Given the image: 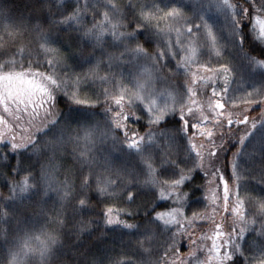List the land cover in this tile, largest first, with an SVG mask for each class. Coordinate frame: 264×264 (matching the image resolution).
Here are the masks:
<instances>
[{"label":"snow or ice","instance_id":"snow-or-ice-1","mask_svg":"<svg viewBox=\"0 0 264 264\" xmlns=\"http://www.w3.org/2000/svg\"><path fill=\"white\" fill-rule=\"evenodd\" d=\"M53 3L56 6V11H52L49 8L45 21L49 24L48 30H45L39 24L32 25L21 21L17 25L15 39L5 43L3 50L0 51V56H14L20 46L23 45L25 48H32L36 55H39L41 50L49 55L54 54V60H45L43 63L40 60L28 59L26 70L23 57L21 61H5L0 64V73H3L0 74V82H8L7 87H0V104H6L10 101L17 105L18 110H21L19 106L23 105V111H27L29 104L33 105L30 113L31 120L27 129L20 128L19 123L14 122L16 125L14 128H8L6 132H0V160L6 162L5 166L10 168L13 177L25 173L20 180L13 178L9 181L10 195L8 197H0V201L15 202L18 197H24L30 190L33 194L42 190L44 195H47L48 191H55L61 201L75 202L73 206L77 212L87 211L94 207L90 203L93 194L97 196L102 194L105 197L119 196L126 203L141 201L142 205L136 209L121 210L123 215L135 222H128L119 217L113 218L114 209L108 207L104 210V224L112 229L127 230L121 235L135 237L136 246L141 249L142 254L148 256L155 254L157 256L155 261H148L147 264H189V260L181 258V253L177 250L180 243L179 238L187 233V229L178 228V232H173L172 228L168 227L169 221L165 220L163 224L158 222L162 218V214L156 211L158 207L162 206L157 200L158 194L155 190L144 191L141 187L140 177L145 175V167L148 173L151 174L155 170L154 166H157L158 172L162 176L180 174L181 179L173 181L172 187L184 182L186 178L185 171L190 174L188 183H192L196 176H200L202 172V179L211 184L214 181L210 177L221 178L219 177L220 169L217 167L221 162V154L227 159L228 154L231 153V160L224 165L225 170L229 171L228 179L231 180L235 176L238 181L236 185L237 193H234L237 196L234 201L235 207L231 209V212L239 217L244 227L237 229L229 225L232 230L227 233L226 241L221 245L216 243V237L221 235V225L215 224L216 232L212 238V247L208 249V253L211 256L209 257L201 246V255L205 256V259L201 260L193 247L196 243L194 240L188 245L190 251L187 256L190 258L191 264H207L209 259L213 260L214 264H264V197H260L258 201L260 216L259 227L257 228L255 226L257 220H245L243 217L242 208L245 200L251 201L254 198L245 195V200L240 199L241 191L245 194L247 193V188L245 187L247 181L242 176L237 175V170L240 172L245 171L243 168V163L247 162L245 157H250L257 150V144L259 145L260 154L264 156V108H262L258 117L251 119L246 112L228 111L226 105H234L236 97L229 95L227 86L221 88L219 92L213 88L212 95L217 97V99L215 104L210 105V107L214 111L220 109L219 112L215 113V117L219 119L216 127L222 129L225 120L230 129L233 125H239L240 127L235 131H220L218 137H216L221 141L220 144H215L213 142V133L208 132L211 146L207 149L208 162L205 164L201 159V153L196 151L195 145L191 144V139L194 138L195 134H193L192 138H188L185 133L186 129L200 131V123H189L188 120L184 119L183 107L179 109V115H177V110L169 108L167 105L161 109L154 108L153 104L155 102L149 99L147 105H138L142 115L137 116L136 112L131 109L135 101L141 100L140 92L136 89H142L144 85L137 81L133 88L125 87V82L131 84L132 80L123 73L110 72V75H98L101 66L106 65L111 70L113 68L112 61H118L116 67H119L120 63H131V61H125V57L135 58L138 54H143L152 61V66L156 69L158 75L165 72L167 64L161 62L165 52L157 50L155 55L149 57L148 53L144 52V49L139 44L138 37H142L144 42L149 45L159 43L160 30L152 24V21L142 14L137 15L135 8H130L127 13V25L120 23L119 27L134 26L131 32H118L116 31L117 25H111L113 29L112 36L114 40L119 41V44L108 46L123 48V51L114 54L108 52L104 43L101 42L104 26L111 24L108 11L101 12L95 3L91 5L88 3L81 4V0H69L68 3L65 0H53ZM105 7L110 8L115 15L120 14L118 5L109 4L105 5ZM211 7L213 5L205 6L200 4L194 8V14L191 18L184 17L178 9H171L170 12H166L164 15L175 16L188 22L186 38L189 45L203 39L202 56L209 55L208 49L216 50L218 45L223 47L225 51L228 50L229 45L233 47L239 45L237 51L249 61L247 64L249 74H252L253 64L264 68V59L257 60L252 55V52H245L242 46L243 39L251 34L248 31L250 22L247 20V10L241 5L229 3V0H222V3L216 5V7H222L226 10L231 9L232 12L225 15L223 25H221L212 16L205 18V14ZM249 7L253 12L264 9V0H261L260 9H257L253 3H250ZM96 16H101L102 19L97 21ZM89 17L91 18L90 21L88 20ZM254 18L259 24L260 38L264 40V20H260L258 17ZM153 19L156 18L154 17ZM196 20L199 23H195ZM209 20L213 22L210 24ZM89 22L91 26H89ZM214 27L216 28L215 33L213 32ZM176 31L179 37V29ZM221 41H223V44H221ZM130 42H135L136 46L132 47ZM165 43L167 53L173 56L179 55L180 51L188 50L179 39L176 41L178 46V51L176 52L172 51L173 45L171 42ZM255 43L260 46L259 48H253L252 51L258 52L260 57H264V44H260L259 40L255 41ZM53 44L59 47H50ZM85 48L91 49L87 55L84 54ZM97 51L100 52V56L96 55ZM192 51L194 52L195 49L192 48ZM28 55L31 57L33 53L29 52ZM216 56H220L219 51H216ZM68 60L73 62L72 65L67 64ZM167 63H172V61L169 60ZM33 65L37 68L43 65H47L49 68H78L80 71L70 70L67 73H61L60 76L53 79L51 75L45 76L41 72L33 73ZM86 65L88 67H85ZM15 67H20L22 70L19 72L13 70L4 71ZM180 67L181 65L177 63V71H179ZM183 67L186 69L187 65ZM208 70L223 73L224 83L225 85L228 84L230 69L227 64H220L219 70L214 68ZM236 70L239 71V68H236ZM144 71L147 72L148 69ZM167 72L171 74L172 70L167 69ZM53 74L55 75V73ZM33 75L39 76L42 81L54 86L51 92L57 94V102L59 96L64 97L65 106L62 109L57 108L56 103L53 102V95L41 84H38L35 80H24L25 76ZM65 75L72 81L68 85L70 90L60 91L57 80ZM195 79V73H193V83ZM240 80L243 81L244 77L241 76ZM110 81L119 83L117 95H112L107 87L103 88L99 93L96 92L95 85L97 82L107 84ZM260 81L264 85V73L260 74ZM14 82H19L21 87L12 88ZM61 83H63L62 80ZM24 84H27L28 87H22ZM238 90L234 89L233 91ZM187 91L190 93L189 101L195 102L196 93L191 87L187 88ZM37 92L43 93L38 98V102L37 99L33 98ZM89 93L95 95L96 99H92ZM81 95L85 98L79 99L78 97ZM100 95L104 96L105 115L109 117L110 123L123 133V140L119 145L118 153L114 154L111 150H108L107 154L104 155V149H97L104 156L102 163L91 151L81 150L77 152L82 134L87 137L89 130L94 128L95 109L101 103ZM125 96H128L127 105L124 103ZM253 97H259L260 99L256 100ZM180 99L183 102L184 97L181 96ZM239 99L246 106L251 107L255 104L256 107H260L264 105V87L259 89L254 87L253 92H246ZM45 104H47V107H44ZM112 104L115 105L118 111L112 112ZM189 113H191L193 120L197 119L191 108H189ZM144 115L148 116L146 121L148 131L144 136H141L133 125L140 123ZM200 120L206 121L207 117L201 116ZM0 123H4V121L0 120ZM161 125H163L162 128L160 127ZM241 128L243 129V134H240ZM17 131L22 133L19 138L15 134ZM9 132L12 134L9 135ZM201 134L203 135V133ZM100 135L103 136L104 133L101 132ZM157 141L160 143L158 144ZM246 141L247 143H245ZM68 145H73L71 152L68 150ZM189 145H191L190 149ZM250 146L253 150L252 152H249ZM125 149H135V153L130 154ZM193 152H195L194 156L192 155ZM69 156L73 157V164L76 166L75 171L71 166H68L64 172V179L61 180L59 179L60 168L67 164ZM173 156H175V159H173ZM34 157L47 161L46 164H41L39 172L32 171L34 163L38 162V160L34 161ZM13 159H15L14 165L7 163ZM57 160L64 163L57 166L55 164ZM181 164L184 165L183 168L180 167ZM97 166L104 168L115 179L96 180L95 187H93L90 177L96 175ZM125 177H128V179H125ZM77 179L79 180L78 184L76 183ZM30 180L34 183H29ZM101 183L104 184L103 187L100 186ZM160 183L167 186V181H161ZM261 183H264V176L261 177ZM53 184L55 187H53ZM109 188L119 189V192H109ZM202 188L203 186H201ZM223 190L224 207L227 209L230 190L226 183ZM145 197L148 199L145 200ZM97 202L102 201L98 200ZM177 203L180 204V207L174 209L170 215H182L180 208L185 204H188L189 210H191L187 194H185V198L182 201H177ZM198 203H204V200L201 199ZM141 207L147 209V211L137 221ZM62 214V210L58 211L53 222L62 225L63 221L59 219ZM197 215L199 214L192 213V220L188 222L189 227H191ZM6 216H8V213L4 210L3 204H0V217ZM176 224L179 225V221ZM0 233H3V229H0ZM246 233H255V235L250 240H246ZM101 235L103 236V233ZM44 237V239L39 236L35 237L39 244L38 246H32L29 241L33 237L27 234L24 237L14 236L13 241L20 240L21 242L9 243L6 249L0 250V264H31V261L28 260L29 255H38L42 264H52L49 258L55 256L52 246L57 244L58 238L49 233H44ZM204 239L206 237H201V240ZM145 244L154 245L155 247L145 248ZM222 247L226 249L223 252H221ZM160 251L164 253L162 257L159 255ZM61 264H67V262L62 261ZM92 264H137V262L133 260L121 261L109 256L106 261L93 260ZM141 264H144V262H141Z\"/></svg>","mask_w":264,"mask_h":264},{"label":"rangeland","instance_id":"rangeland-1","mask_svg":"<svg viewBox=\"0 0 264 264\" xmlns=\"http://www.w3.org/2000/svg\"><path fill=\"white\" fill-rule=\"evenodd\" d=\"M66 3L69 0H65ZM88 3L89 5L95 3L99 7L101 12L108 11L109 19L111 20V24H106L104 26V32L102 33L101 42L104 43L106 50L110 53H118L119 51H123V48H118L115 46L109 47L108 45H117L119 41L114 40L112 36V24L117 25L116 31L120 32L119 24L122 23L121 20L123 18V14L125 8H135L136 14H142L146 18L152 21V24L160 30L159 43H155L154 51H149L144 47V52L148 53V56L155 55L156 51L159 50L161 52H165L164 58L161 61L162 63L167 64V69H171L172 73L168 74L167 69L165 72L160 75L157 74L156 69L152 66V61L145 57L143 54H138L135 58L125 57V61H131V63H120L119 67H116L118 61H112L113 68L109 70L106 65L101 66L98 75L105 76L110 75L111 73H123L125 76H128L132 83L125 82L124 86L127 88H133V85L137 83H142L144 87L142 89H136L140 92L141 100L135 101L132 110L136 112L137 115L141 116L142 113L140 111L139 106L147 105L149 99L154 101L153 107L156 109L164 108L166 105L169 108H175L177 110V115H179V109L181 107L184 108V116L189 113V108L193 111V113L197 112L198 118L195 123H200V131H194V138L191 139V144L195 145L196 151L201 153V159L203 152L210 144L207 142L206 138L208 137V132L216 133L222 129H218L216 125L219 123V119L215 117V113L219 112L220 109L213 110L210 105H214L217 97L212 95V90L215 88L217 92L220 91L221 88L227 86L229 90L230 96H235L236 100L234 105L228 106L226 108L228 111H236L244 112L251 109L255 104L251 107L246 106L242 103L239 97L244 96L245 93H251L254 91V87L259 89L264 87L260 81V74L264 73V68L259 65H252V74H249V70L247 68V64L249 61L244 58L238 51L237 47H233L231 45L228 46V50L225 51L223 47L217 46L216 50L208 49L209 55L202 56L201 50L204 47L203 39L189 45L188 39L186 38V30L188 27V22L184 19H180L175 16H165L164 13L170 12L171 9H178L180 13L184 17H193L194 8L198 7L200 4H204L205 6L213 5L211 9L205 14V18L207 16H212L214 20H216L219 24L223 25L224 17L226 14H231V9H224L222 7H216L222 3V0H81V4ZM230 3V1H229ZM118 5L120 8V14L115 15L112 10L105 5ZM74 6V5H73ZM156 19H153V18ZM90 17L88 20L90 21ZM101 16H96V20H101ZM213 21L209 20L211 24ZM195 23H199L198 20ZM256 28L259 30V24L256 23ZM89 26L91 23L89 22ZM177 29L180 31V36H177ZM216 28H213V32L215 33ZM179 39L183 46L187 48V51H180L179 55H171L166 51V43L171 42L173 45V52L178 51V46L176 45V41ZM132 47H135V42H130ZM223 44V41H221ZM50 47H59L58 45H50ZM192 48L195 51H192ZM91 49L88 48V51ZM216 51H219L220 56H216ZM32 52L33 55L29 57L28 53ZM86 53V52H85ZM87 55V54H85ZM97 56H100V52H96ZM23 57V62L25 63V67L27 66L28 59L40 60L42 63L45 60L52 61L54 60V54L49 55L47 52L41 50L39 55H36L32 48H20L17 54L14 57H10L7 61H21ZM106 59V58H105ZM259 60L258 58H256ZM169 60L172 63H167ZM195 61V63H194ZM72 61L68 60L67 64L72 65ZM177 63L181 65L179 71H177L176 66ZM227 64L230 69L229 81L228 84L225 85L223 80V73L216 71H209L208 69H217L219 70L220 64ZM187 65V68L183 67ZM36 66L33 65L32 68ZM85 67H88L86 65ZM239 68V71L236 70ZM40 70L48 71L55 79L57 76H60L61 73H67L70 70H74L79 72L80 69H69L68 67H52L49 68L47 65H43L39 67ZM148 69L147 72L144 70ZM21 71L20 67H15L13 69H5L4 71ZM55 73V75L53 74ZM195 73V82H192V74ZM3 74V73H0ZM131 74V75H129ZM243 76L244 80L241 81L240 77ZM203 78V79H201ZM119 79V77H117ZM27 81V79H24ZM61 80L63 83H61ZM59 86L62 91H69L68 85L72 83L68 77L62 76L61 79L57 80ZM208 83L211 84V91L206 95L203 92L198 91V88H195L197 83ZM183 85V87H181ZM194 85V86H193ZM8 82L2 81L0 82V87H7ZM21 87L19 82H14L12 84V88ZM22 87L27 88L28 85L24 84ZM109 88L112 95H117L119 92V83L109 82L107 84H101L97 82L95 85L96 92L99 93L103 88ZM191 87L193 91L196 93L194 97L195 102L189 101V95L187 88ZM234 89H239L238 91H233ZM92 96V99H96V96L92 93H89ZM181 96L184 97L183 102H181ZM147 97V99H145ZM34 98V97H33ZM79 99H84L85 97L81 95L78 97ZM256 100H259V97H253ZM99 99L101 101L100 104H103L104 96L100 95ZM128 96L124 97V103L127 105ZM99 104V105H100ZM0 110L5 108L4 111L0 113V120H3L4 123H0V132H6L8 128H14L16 125L14 122L19 123V127L23 129L28 128V120L31 118L30 113L32 112L31 107L28 106L27 111H23V105L19 106L17 109V105L11 103L10 101L5 104H0ZM13 105V106H12ZM264 106V105H262ZM207 117L206 121H201L200 117ZM7 118V119H6ZM235 118V117H233ZM143 119L147 121L148 116L144 115ZM227 124V121H224V126ZM162 128V126H160ZM148 129L145 131V133ZM155 131V130H154ZM104 133V135H100V133ZM142 134L141 136L145 135ZM186 136L188 138H192L193 134H188L185 130ZM203 133V135L201 134ZM9 135L12 133L9 132ZM18 138L21 135L20 132L15 133ZM123 137L121 136L119 129H116L114 125H112L109 121V117L105 115L104 108L100 109L96 107L95 109V121L94 128L89 130V135L84 137L83 134L81 136L80 145L77 147V152L91 151L96 158L102 163L104 156L97 149H104V155L107 154L108 150H111L114 154L118 153L119 145ZM159 144L160 142L157 141ZM247 143V141L245 142ZM68 150L71 152L73 145H68ZM191 145H189V149ZM256 151L250 156L245 157L246 163H243L244 172H240L237 170V175L242 176L244 180L247 181L246 188L247 193L240 192V199L245 200V195L251 196L254 199L251 201L245 200L242 208L243 217L245 220H257V224L255 225L257 228L259 227V216H260V206L259 199L260 197H264V183H261V177L264 176V161L263 156L259 152V145H256ZM128 153L134 154L135 149H125ZM251 146L249 147V152H252ZM195 155V152L192 153ZM175 159V156H173ZM34 167L32 169L33 172H39L40 166L42 163L46 164L47 161L39 159L38 157H34ZM11 164H15V159L11 160ZM63 161L57 160L55 164L57 166L63 164ZM6 162L0 160V197H8L9 193V181L13 178L16 180H20L21 176L25 175V173H21L20 175H16L13 177L10 168L5 166ZM68 166H71L75 171V165L73 164V157L69 156L67 160V164L60 168L59 179H64V172ZM181 168L184 165H180ZM153 173L149 174L147 168L145 167V175L140 177L142 182L141 187L144 191L155 190L157 192V200L160 202L173 201L176 199L179 188L190 178V174L185 171V180L183 183L179 184L176 187H172V182L175 180L181 179L179 173L175 176H162L158 172L157 166H154ZM192 175V174H191ZM55 179V174H54ZM75 179V178H74ZM107 179H115L114 176H110L108 172L104 170V168L97 166L96 175L90 177V182L95 187L96 180L104 181ZM128 179V177H125ZM234 185L232 186V190H230L234 196V201L237 196L234 193H237V179L234 176ZM161 181H167V186L161 184ZM214 183L209 185L208 192L200 198H196L191 204V210H189L188 205H184L181 210L182 215H170L174 209L179 208L180 204L170 208H164L162 210H156L157 212L162 214V218L159 219V223L163 224L165 220L169 221L168 227L172 228L173 232H178L179 229H187V233L180 237V243L178 244L177 250L180 252V245L183 240L186 238L189 239V244L194 240L196 243L193 246L196 249V253L200 256L201 260L205 259L204 255H201L200 248L198 245V237H206L204 239L203 244L201 246L204 248V252L210 257L211 254L208 253V249L212 247V238L215 235L216 229L213 226L209 227L206 232L198 231L200 228L194 227L196 224L201 223L203 221H207L212 218V214L215 213V210L218 206H220L221 200V189L218 187L217 182L213 179ZM29 183H34L33 181H29ZM76 183H79V180H76ZM104 186L103 183L100 185ZM220 186V184H219ZM53 187L55 185L53 184ZM109 192H119V189L109 188ZM93 199H99L102 201L101 203L104 207H112L114 208L115 213L118 210L122 209H136L138 206L142 205L141 201L137 203H126L119 196L116 197H105L104 195L97 196L96 194L92 195V199L90 203L94 205L92 202ZM148 199L147 197L144 198ZM201 199L204 200V203H198ZM98 201V200H97ZM43 203H47L50 207L43 205ZM75 202L61 201L58 194L55 191H48L47 195H44L43 191H39L37 193L30 192L25 194L24 197H18L15 202H4L0 201V204H3L4 210L8 213V216L1 217L0 229H3V233H0V250L6 249V246L9 243H20V240L13 241L14 236L24 237L25 234L33 237L29 241L32 246H38L39 241L35 239V237L39 236L41 239H44V233H49L55 235L58 240L57 244L52 246V251L55 252V256L50 257L49 259L52 261V264H61L62 261L67 262V264H92L93 260L97 261H106V259L110 256L115 259H119L121 261L133 260L136 261L137 264H147L148 261H155L157 256L155 254L148 256L144 255L136 246L135 237H130L129 235H121V233L127 231L124 229H112L107 227L104 224V217L102 214V209H98L97 212L91 208L87 211L77 212L74 209ZM96 206L94 205V208ZM62 210L63 214L59 217L60 220L63 221L62 225H59L54 221L56 218V214L58 211ZM147 209L141 207L140 215L143 216ZM198 213L195 217V221L192 223L191 227H189L188 222L192 220V213ZM203 217V218H202ZM116 218V217H113ZM179 221V225L176 222ZM212 224L215 226V222L212 221ZM241 226L244 227V224L241 223ZM194 230H197L194 232ZM103 233V236L101 235ZM93 235V236H92ZM255 233L247 234L245 239L250 240ZM97 237L92 246L93 249H88L91 246L90 237ZM216 243L221 244V240L219 237H216ZM145 248H154V245H144ZM225 248H221V252L225 251ZM190 251L188 249L186 252H180L181 258L188 259L189 264H191L190 258L187 256V253ZM92 254V255H91ZM159 255L162 257L164 255L163 251L159 252ZM28 260L31 261V264H42V261L38 255L33 256L29 255ZM214 262L209 259L207 264Z\"/></svg>","mask_w":264,"mask_h":264},{"label":"trees","instance_id":"trees-1","mask_svg":"<svg viewBox=\"0 0 264 264\" xmlns=\"http://www.w3.org/2000/svg\"><path fill=\"white\" fill-rule=\"evenodd\" d=\"M229 1L231 4L241 5L247 10L246 16H247V20L250 22L248 31L251 34L243 39L242 46H243L245 52H252V55L255 56L256 58H258L259 60L264 59V57H260L258 55V52L252 51L253 48H259V46H260L259 44H256L255 41L259 40L260 44H264V40H261L259 30L256 28V25H255L257 23V20L254 18V17H258L260 20H264V9H260L261 0H229ZM250 3L255 4L257 9H260V10L257 12H253L252 9L249 7ZM49 8H51L52 11H56V6L53 3V0H0V51L3 50L5 43H7L9 40L15 39L16 31H17V25L21 21H25V22L30 23L32 25L39 24L45 30H48L49 24L46 23L45 21H46V18L48 16V9ZM129 11H130V8L126 7L124 14H123V18L121 20V22L124 25H127V23H128L127 13ZM133 27H123V28L119 27V30H120V32H131L133 30ZM138 40H139V44L142 47H144L145 49H147L149 51H154L155 43H153L151 45L146 44L142 37H138ZM22 47H24V46L21 45L20 48H22ZM88 52H89L88 48H85L84 54H87ZM14 56L13 55L0 56V64H3L10 57H14ZM25 70H26V67H25ZM17 72H19V71H17ZM32 72L33 73L41 72V73H44L45 76L51 75L48 71H46V70L42 71V70L38 69L37 67L32 68ZM52 78L55 79L53 76H52ZM24 79L35 80L38 84H41L45 89H47L53 95V97H54L53 102L56 103L57 108L62 109L65 106V101H64L63 96H59L58 102H57V100H56L57 94L51 92V89L54 86H52L50 83L42 81L39 76H34V75L33 76H25ZM57 85H59L58 81H57ZM195 88H198V91L203 92V94L206 95L208 92L211 91V84H208V83L205 84V83L198 82L197 85L195 86ZM60 91H62L61 88H60ZM42 95H43L42 92H37L36 95L34 96V99H37V102H38V98ZM0 107H1V105H0ZM29 107H31V110H32L33 105L29 104ZM44 107H47V104H45ZM97 107L102 109L105 107V104L104 103L100 104ZM111 107H112L113 113L118 111V109L115 107L114 104H112ZM262 108H264V106H262V105L260 107L253 106L251 109L244 111V112H246L249 115L250 119L256 118L259 116ZM4 109L5 108H2L0 110V113L2 111H4ZM41 111H42V109H41ZM195 114H196V117L198 118L199 116H198L197 112H195ZM137 116H139V115H137ZM29 119L31 120V118H29ZM184 119L188 120L189 123H195L196 122V119L195 120L192 119L191 113L185 114ZM233 119H235V118H233ZM27 122H28L27 126L29 127L30 121L28 120ZM129 123H131V122H129ZM161 126L163 127V125H161ZM133 127L135 128V130L140 135L144 134L145 131L148 129L146 126V121L144 119H142L140 123L133 125ZM239 127H240L239 125H233L230 129L229 126L226 124L224 126V128L220 131H225V132H227L229 130L235 131ZM194 131H195V129H186V132L188 134H193ZM220 131L213 134V142L215 144L221 143V141L218 138H216V137H218ZM119 132H120L121 136L123 137V133L120 130H119ZM20 134H22V133H20ZM240 134H243L242 128L240 129ZM225 139H227V137H225ZM206 140H207V142H209L208 137L206 138ZM210 146H211L210 144L207 146V148L205 149V151L203 152V155H202L203 156L202 160L205 164H207V162H208L207 161V149ZM238 147H241V146H238ZM263 158H264V156H263ZM230 160H231V153L228 154L227 159H225L223 154H221V162H220V164L217 165V167L220 169L219 177H221V178L218 179L216 176L210 177L211 180L214 179L217 182L218 187H220V189H221V200H220L221 205L217 207V209L215 210V213L212 214L211 219H209L207 221H203L201 223H198L194 226L196 228H200L198 231H200V233H201V232H206L207 229L211 226H213L215 229V226L212 224V221H214L215 224H220L221 225V235L218 237L221 240L222 244H224L226 241L227 233H229L232 230V228L229 225H231L232 227H235L237 229L242 227L239 217L235 213L231 212V209L233 207H235L234 196H233L231 191H229V197L227 200L228 207H227V209H225V207H224V204H225L224 190H223L224 185L226 183L229 190H232V186L234 185V182H235L234 176L232 177L231 180L228 179L229 171H226L225 167H224V165L226 163H228ZM263 161H264V159H263ZM192 175H194V174H192ZM202 176H203V173L201 172V175L196 176V178L194 179V181L192 183H188V180H187L179 188L175 200L160 202V205H162V206L158 207L156 210H162L164 208H170V207L176 205L177 201H182L185 198V194H187V196H188L189 203H192L196 198H200L201 196L205 195L206 192H208V189H209L208 187L210 184L207 181H205L204 179H202ZM219 184H220V186H219ZM201 186H203L202 189H201ZM97 200H99V199H93L92 200V202L96 206L95 208L92 207V209L94 210V212H97L98 209H102V212L100 214H102V216L104 217V210L108 207H104V205L101 202L98 203ZM43 205L50 207V205L47 203H43ZM185 205H188V204H185ZM112 215H113V217H119L120 219L126 220L128 222H135V221H132L129 217L123 215L122 211H120V210H118L117 213L113 212ZM140 217H141V215L139 214L137 216V221L140 219ZM0 223H1V217H0ZM196 231L197 230H194V232H196ZM246 235H247V233H246ZM92 236L89 239V240H91V246L88 248L89 250L93 249L92 246L94 244V241L97 239V237H92ZM189 239L190 238H186L183 240V242L181 244L182 246L180 245V252H186L189 249V247H188ZM197 240H198V245L200 248L201 244H203L204 240H201V238H199V237ZM209 264H214V262H211Z\"/></svg>","mask_w":264,"mask_h":264}]
</instances>
